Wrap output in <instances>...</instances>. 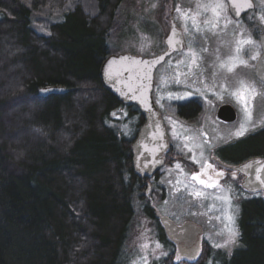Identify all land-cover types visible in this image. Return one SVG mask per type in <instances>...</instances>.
<instances>
[{
  "label": "trees",
  "instance_id": "obj_1",
  "mask_svg": "<svg viewBox=\"0 0 264 264\" xmlns=\"http://www.w3.org/2000/svg\"><path fill=\"white\" fill-rule=\"evenodd\" d=\"M121 1L0 0V264H126L150 178L132 162L144 116L100 75ZM52 85L68 91L39 95ZM227 155L264 159V126ZM240 206L241 245L221 264H264V198Z\"/></svg>",
  "mask_w": 264,
  "mask_h": 264
},
{
  "label": "rangeland",
  "instance_id": "obj_2",
  "mask_svg": "<svg viewBox=\"0 0 264 264\" xmlns=\"http://www.w3.org/2000/svg\"><path fill=\"white\" fill-rule=\"evenodd\" d=\"M254 1L256 8L242 20H235L231 16L227 0H122L117 8L108 37L110 55H158L166 49L165 39L170 31L172 18L187 39L184 49L170 56L156 72L154 99L175 152L166 155L167 162L156 174V178L148 179L150 186H147V196L138 205L126 246V264H143L141 257H147V264H165L166 258L169 259V264H221L224 255L230 257L241 245L240 199L251 196L264 198V191H246L241 185V180L233 179L232 171L217 165L212 160V152L208 154V144L202 136L203 131L208 132L210 142L215 145L238 138L234 133L245 121V113L230 93L239 87L242 80L255 85L260 93L252 101L250 130L244 135L256 132L264 126V83L255 74L257 62L262 54L260 36L264 33V20L261 19V16H264V0ZM215 3H222L224 8L216 22L217 27L212 28L204 24L205 20H214L211 9L204 11L203 7L197 6ZM178 6L181 13H188L190 16L200 13L197 16L201 29L199 32L193 28L191 19L185 21L181 13H177ZM249 38L254 44L242 46L239 53V59L246 60L247 65H239L233 72H228L226 67L221 68V63L229 64V58L237 55V42ZM190 47L198 54V66L191 64V57L187 54ZM258 51L260 57L257 60L250 59ZM181 61L182 63H179ZM216 92L222 93V97L229 102L231 100L236 103L240 110L237 122L218 130L212 122L215 121L213 115L217 113L221 102L214 100V97L210 98V94ZM193 98L199 99L202 104V113L196 124L194 121L182 119L177 107V103ZM117 114L116 111L113 113L115 117H119ZM123 129L130 135L135 131V128H130L129 122L123 124ZM193 156L199 163L193 161ZM205 161L212 164L213 168L208 169ZM190 163L198 167L193 168ZM177 164L180 165L179 168L176 167ZM220 172L224 175L218 176L217 173ZM193 174H197L205 184L193 180ZM208 184H218V187H208ZM196 192H203L204 196L196 197ZM143 203L159 210L162 215L170 217L178 225L193 221L202 226L199 255L182 256L179 246L167 244L161 221L144 212L140 208ZM229 216L234 217L235 227L240 235L235 244L227 248H217L214 245L225 242L228 227L232 226ZM157 242L161 245L159 249L155 247ZM145 243L149 247L142 248ZM177 255L185 258L177 261Z\"/></svg>",
  "mask_w": 264,
  "mask_h": 264
},
{
  "label": "water",
  "instance_id": "obj_3",
  "mask_svg": "<svg viewBox=\"0 0 264 264\" xmlns=\"http://www.w3.org/2000/svg\"><path fill=\"white\" fill-rule=\"evenodd\" d=\"M231 16L239 20L250 11L256 8L254 0H250L253 7L244 8V0H235L239 15H236L233 8V0H227ZM173 27L176 35L173 36ZM171 37L172 43H169ZM166 49L153 57L135 56L129 53L111 54L101 65L100 75L102 82L117 99L125 105H136L142 115L144 122L132 143L133 167L135 172L144 178H149L158 173L166 164V155L171 151L168 138V130L160 110L157 108L154 99L155 78L158 68L167 61L174 53L181 52L185 46L183 31L172 23V27L166 40ZM262 54L257 62L255 74L264 83V33L260 36ZM163 57V59H160ZM148 63H144V62ZM68 88L60 85L44 86L39 90L41 96H48L52 93H65ZM219 117L225 121H235L236 110L232 105H223L219 109ZM251 165V167H247ZM264 168V160L259 158L250 159L241 166L246 178L243 186L251 191H264V185L256 180V169ZM264 179V170L260 172ZM149 185V183H148ZM150 186V185H149ZM155 215L160 219L166 236L177 245L186 243L193 246L200 242L203 228L193 221H186L178 225L170 217L162 215L159 210Z\"/></svg>",
  "mask_w": 264,
  "mask_h": 264
},
{
  "label": "snow or ice",
  "instance_id": "obj_4",
  "mask_svg": "<svg viewBox=\"0 0 264 264\" xmlns=\"http://www.w3.org/2000/svg\"><path fill=\"white\" fill-rule=\"evenodd\" d=\"M232 8L235 12L236 15H239V9L237 8V5L235 3V0H233L232 2ZM198 8L203 7L204 11H208L209 9H211V12L213 14L214 20H205L204 24L205 25H210L212 28H216L217 27V21L220 19L221 16V12L224 8V5L222 3H215V4H208V5H198ZM244 8H252L253 5L250 2V0H244V4H243ZM177 13H181V10L179 8V6L176 9ZM183 19L185 21H188L189 19H191V23L193 28L199 32L200 29V25L198 23L197 20V16L200 15V13L198 12L196 15H192L190 16L188 13H181ZM261 19L264 20V16H261ZM185 31H188L187 28V24L185 25ZM173 36L176 35V31H175V27H173ZM169 43H172V39L171 37L169 38ZM254 42L249 38L247 40H240L237 42V48H236V53L237 55L234 57H230L229 61H231V63L229 64H225V63H221L220 67L221 68H227L228 72H233L234 69L239 66V65H247V61L246 60H241L239 59V53L242 51V46L245 45H253ZM207 49H204V51H206ZM190 57H191V64L194 66H198V54L190 47L187 53ZM260 57V52H256L255 55H252L250 57V59L252 60H257ZM160 59H163V57H161ZM144 63H148V62H144ZM179 63H182L179 62ZM260 93L258 92V90L256 89L255 85L249 84L246 81H240L239 83V87L230 93V95H232L237 103H239L241 105V108L243 110V112L245 113V121L243 123H241L240 127L237 129V131L234 133L235 136L239 137V136H243L247 131L250 130L249 125L251 124V120H252V101L259 95ZM171 96V94H170ZM177 99H180L181 97H176ZM251 127H255V125H251ZM201 156H203V152H201ZM193 161L196 163H199V161L196 160V157L193 156L192 157ZM207 166L208 169H212L213 165L207 163L206 161L204 162ZM177 168L180 167L179 164L176 165ZM247 167H251V165L247 166ZM264 170V168H257L256 169V180L259 181L260 184L264 185V179L261 178L260 176V172ZM204 169L202 167L201 169V173H203ZM218 176H223V172L217 173ZM192 179L193 180H199V182L201 184H205L204 180L199 179V176L197 174H193L192 175ZM209 179H211V177H209ZM208 187H218V184H208ZM194 195L196 197H202L204 196L203 192H196L194 193ZM230 224L232 225L231 227H228V236L227 239L225 240V242L223 244H215L214 246L217 248H227L229 245L231 244H235L237 242V239L240 235L239 230L235 227V220L233 216H229L228 217ZM142 248H147L149 247V245L147 243L143 244L141 246ZM155 247L157 249H159L161 247V245L157 242ZM162 255H167L166 253H162ZM196 255H199V251L197 250ZM185 257H182L180 255L176 256V260L180 261L182 259H184ZM187 258H192V257H187ZM143 264H147V257H141Z\"/></svg>",
  "mask_w": 264,
  "mask_h": 264
},
{
  "label": "flooded vegetation",
  "instance_id": "obj_5",
  "mask_svg": "<svg viewBox=\"0 0 264 264\" xmlns=\"http://www.w3.org/2000/svg\"><path fill=\"white\" fill-rule=\"evenodd\" d=\"M229 6V5H228ZM230 12V11H229ZM251 12V11H250ZM249 12V13H250ZM249 13H247L246 15H248ZM245 15V16H246ZM245 16H243L241 19L239 20H242ZM236 20V19H235ZM176 21L174 20V18L171 19V26H170V30H171V27H172V23ZM177 25V23H176ZM178 26V25H177ZM170 33V31H169ZM168 33V35H169ZM184 34V38H185V44H186V35L185 33L183 32ZM167 35V36H168ZM167 38V37H166ZM166 40V39H165ZM180 53V52H179ZM210 98L214 97V100H218L220 103L219 107H218V110H217V113H215L213 115V118L215 119L214 123L212 122V125L214 126L215 129H223V128H226L228 126H232L233 123L237 122L238 119H239V116H240V110L239 108L237 107V104L236 103H232L231 100L229 102L228 99L222 97V93H219V92H216V93H211L210 94ZM224 98V99H223ZM221 100V101H220ZM190 101H195L198 105H200V110H199V113L197 115H195L194 117L192 118H186L184 117L183 115H180V117L186 121H190V122H193L196 124L197 119L200 118V115L202 113V104H201V101L199 99H196V98H193V99H190V100H186V101H183V102H179L177 103V107L179 109V106L182 105L183 103H188ZM235 102V101H234ZM232 105L234 107V109L236 110V113H237V118L235 121H225L223 119H221L218 115L219 113V109L220 107H222L223 105ZM178 113H179V110H178ZM202 136H204V142L208 144V154L210 155V153L212 152V160H214L216 162L217 165H219L221 168H224L226 169L227 171H232V177L233 179L235 180H241V185L242 187L246 190V191H249L247 190L244 186H243V182L246 178V175L241 171L239 170V166H241L242 164H244L245 162H247L248 160L250 159H255V158H259L260 161H262L263 159H261L260 157H252V158H249V159H239V160H231V159H228V155H227V149L231 146H234L236 145L237 143H239L240 141H242L243 138L246 137V135L244 136H240L238 137L236 140H233V141H227V142H223V143H220L218 145H215L214 143H211L210 142V138H209V133L208 132H202ZM169 138V136H168ZM169 142H170V139H169ZM170 147H171V151L173 149L172 147V144L170 142ZM170 151V152H171ZM182 157V155H181ZM166 162H167V156H166ZM191 166H193V168H196L198 167L197 165L195 164H192L190 163ZM159 173V172H158ZM157 174V173H156ZM156 174L149 177V178H156ZM155 180L152 181V183H154ZM149 183V182H147ZM150 185V183H149ZM251 192V191H249ZM259 192V191H257ZM251 193H256V192H251ZM157 209L153 208V211H154V214H155V211ZM156 216V215H155ZM240 217H241V214H240ZM239 217V218H240ZM157 218V217H156ZM159 219V218H158ZM160 220V219H159ZM240 220V219H239ZM166 235V234H165ZM202 236V235H201ZM201 238V237H200ZM175 244V243H173ZM200 243H197V244H194L193 246H188L186 243H182L181 245H177L175 244L176 246H179L180 248V255L182 256H195L196 255V252L198 249V246H199ZM205 263V262H204ZM206 264V263H205ZM209 264V263H208Z\"/></svg>",
  "mask_w": 264,
  "mask_h": 264
},
{
  "label": "bare ground",
  "instance_id": "obj_6",
  "mask_svg": "<svg viewBox=\"0 0 264 264\" xmlns=\"http://www.w3.org/2000/svg\"><path fill=\"white\" fill-rule=\"evenodd\" d=\"M40 90V89H39ZM39 90H38V93H39ZM40 95V94H39ZM41 96V95H40ZM42 97H44V96H42ZM143 122H144V120H143ZM143 122H142V124H143ZM142 124H141V126H142ZM141 128V127H140ZM140 131V130H139Z\"/></svg>",
  "mask_w": 264,
  "mask_h": 264
}]
</instances>
